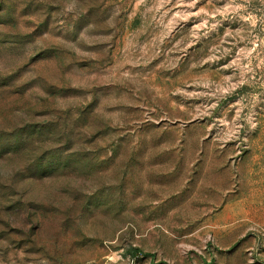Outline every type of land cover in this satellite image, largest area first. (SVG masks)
Returning <instances> with one entry per match:
<instances>
[{
	"label": "rangeland",
	"instance_id": "obj_1",
	"mask_svg": "<svg viewBox=\"0 0 264 264\" xmlns=\"http://www.w3.org/2000/svg\"><path fill=\"white\" fill-rule=\"evenodd\" d=\"M0 264H264V0H0Z\"/></svg>",
	"mask_w": 264,
	"mask_h": 264
}]
</instances>
